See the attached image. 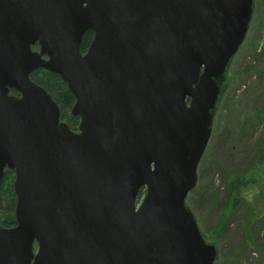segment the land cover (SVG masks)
Wrapping results in <instances>:
<instances>
[{
	"label": "water",
	"instance_id": "obj_1",
	"mask_svg": "<svg viewBox=\"0 0 264 264\" xmlns=\"http://www.w3.org/2000/svg\"><path fill=\"white\" fill-rule=\"evenodd\" d=\"M253 5L0 0V187L13 170L17 196L0 264L215 263L186 200ZM39 69L67 83L79 133Z\"/></svg>",
	"mask_w": 264,
	"mask_h": 264
},
{
	"label": "rangeland",
	"instance_id": "obj_2",
	"mask_svg": "<svg viewBox=\"0 0 264 264\" xmlns=\"http://www.w3.org/2000/svg\"><path fill=\"white\" fill-rule=\"evenodd\" d=\"M70 115L77 126L63 122L78 133L80 119ZM248 174L264 176V0H254L246 38L221 82L210 141L187 199L203 236L217 249L214 264H264V178L253 198L240 199L231 212L226 207L230 178Z\"/></svg>",
	"mask_w": 264,
	"mask_h": 264
},
{
	"label": "trees",
	"instance_id": "obj_3",
	"mask_svg": "<svg viewBox=\"0 0 264 264\" xmlns=\"http://www.w3.org/2000/svg\"><path fill=\"white\" fill-rule=\"evenodd\" d=\"M93 39V32H88L85 35L82 51L86 52L90 43ZM31 78L34 82L42 86L55 100V102L59 105L61 110V120L66 121L70 119L73 126H77L78 119L69 116L70 111L72 110L75 97L70 92L68 85L61 79V77L57 74L48 72L46 70L40 69L35 71ZM259 178V180H257ZM256 179V175L248 174L243 177H233L230 178L229 188H228V202L226 203V207L229 208L231 212L234 207L237 206V203L241 200H247V196L253 198L254 192L250 194L253 190L257 189V184L260 181V178H264L263 175H260ZM13 181H14V172L7 170L5 179L1 185L0 190V221L1 224L6 228H11L17 225L15 218V208L17 204V197L13 189ZM250 201V200H249ZM6 204L5 207H8L5 214L1 211L3 210V204Z\"/></svg>",
	"mask_w": 264,
	"mask_h": 264
}]
</instances>
